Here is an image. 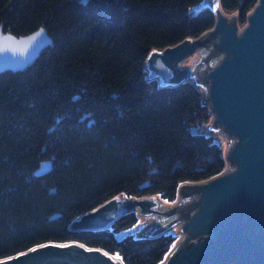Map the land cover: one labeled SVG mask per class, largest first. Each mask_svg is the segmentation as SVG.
Instances as JSON below:
<instances>
[{"label":"trees","instance_id":"1","mask_svg":"<svg viewBox=\"0 0 264 264\" xmlns=\"http://www.w3.org/2000/svg\"><path fill=\"white\" fill-rule=\"evenodd\" d=\"M201 2L0 0L4 31L45 26L54 39L25 70L0 73V259L72 241L124 264L165 259L177 235L136 236L137 211L107 228L71 223L119 194L175 201L226 168L203 128L214 114L204 92L191 79L162 84L146 67L152 50L214 27L213 9L194 10ZM220 2L241 27L258 0Z\"/></svg>","mask_w":264,"mask_h":264},{"label":"water","instance_id":"2","mask_svg":"<svg viewBox=\"0 0 264 264\" xmlns=\"http://www.w3.org/2000/svg\"><path fill=\"white\" fill-rule=\"evenodd\" d=\"M202 7L215 11L214 27L200 37L152 50L146 67L149 75L159 78L162 84H174L184 79L175 77L179 63L201 45L210 44L213 51H221V60L202 76L208 85L204 98L214 113L212 123L224 128L237 141L226 152L227 170L184 190V194H197L181 208L187 237L159 264H264V0H258L242 27L236 14L222 10L220 0H202L194 10ZM3 28L1 25L0 73L25 70L46 47L54 44L45 26L26 35H16ZM48 169L49 163L45 162L39 172ZM160 205L155 195L119 194L76 217L71 227L107 228L131 211L155 217L161 211ZM177 210L175 206L165 213L170 215ZM183 211L191 213L189 218ZM174 223L175 220L158 226L157 222L150 234L164 233ZM127 233L124 230L117 236L122 238ZM0 264L124 263L106 250L72 241L46 242L0 259Z\"/></svg>","mask_w":264,"mask_h":264},{"label":"rangeland","instance_id":"3","mask_svg":"<svg viewBox=\"0 0 264 264\" xmlns=\"http://www.w3.org/2000/svg\"><path fill=\"white\" fill-rule=\"evenodd\" d=\"M222 57L223 53L219 50L214 53L210 44L201 45L198 51L187 56L181 61V63H179V67L175 72V77L177 78L178 76H183V80H193V82H195L200 87V89L206 96L208 94V85L202 80V76L204 75L206 69L212 68L214 65H216ZM212 120L203 128L208 134L211 133L215 137V140L223 145L224 153L226 154V152H228L229 149H231V147L237 141V138L233 135H230L229 132H227L219 125L213 124ZM227 165H229V162ZM196 195L197 194L195 193H189L186 195L179 194L178 198L175 201H168L160 196H157V199L161 203V211L156 212L155 217L147 215L143 216L138 212L139 221L134 226L133 230L135 232V235H149L152 230L156 228L155 224L157 222L158 226H161L175 220V223L170 226L171 229L169 228L166 231L177 235L172 248L167 254L169 255L173 250L179 247L187 237V234L183 229L184 218L182 217L181 208L182 206L192 202L196 198ZM175 206H178L177 211L170 215H167V213H165L167 210L173 209Z\"/></svg>","mask_w":264,"mask_h":264}]
</instances>
